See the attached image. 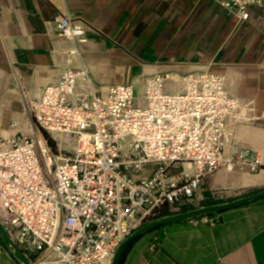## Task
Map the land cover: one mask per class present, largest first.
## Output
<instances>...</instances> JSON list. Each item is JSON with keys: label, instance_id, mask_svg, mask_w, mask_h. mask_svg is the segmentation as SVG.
Wrapping results in <instances>:
<instances>
[{"label": "built area", "instance_id": "2783aa9c", "mask_svg": "<svg viewBox=\"0 0 264 264\" xmlns=\"http://www.w3.org/2000/svg\"><path fill=\"white\" fill-rule=\"evenodd\" d=\"M221 5L248 21L264 0ZM54 22L60 38L88 42L81 21L57 15ZM167 80L146 77L141 96L132 84L101 93L84 66L67 67L28 103L31 133L0 140V222L29 264H110L159 210L191 205L208 175L234 166L260 171L257 152L224 148L240 102L221 76L189 73L176 93ZM146 167L152 174L135 178ZM176 169L179 178L168 175ZM153 242L155 249L158 237Z\"/></svg>", "mask_w": 264, "mask_h": 264}, {"label": "crops", "instance_id": "0c3cea01", "mask_svg": "<svg viewBox=\"0 0 264 264\" xmlns=\"http://www.w3.org/2000/svg\"><path fill=\"white\" fill-rule=\"evenodd\" d=\"M221 1L0 0V140L31 133L28 103L67 67L84 66L98 92L132 84L138 96L148 76L167 75L166 90L176 93L186 75L208 71L240 102L227 119L225 150L235 144L257 152L262 167L256 173L224 167L208 175L191 206L263 191L264 8H252L242 21ZM57 15L81 21L88 42L60 38ZM152 171L146 167L139 178ZM180 171L168 175L179 178ZM208 215L140 236L121 264H264V198ZM154 237L159 246L152 249ZM0 264H19L1 237Z\"/></svg>", "mask_w": 264, "mask_h": 264}, {"label": "water", "instance_id": "95a60500", "mask_svg": "<svg viewBox=\"0 0 264 264\" xmlns=\"http://www.w3.org/2000/svg\"><path fill=\"white\" fill-rule=\"evenodd\" d=\"M262 198H264V190L261 192L246 196V197L239 198L232 202L202 206V207L188 210L185 212L174 213V214L161 216V217L152 219L148 221L147 223H145L144 225H142L137 230H135L132 234L126 237L119 244L110 264H118V261L121 257L122 252L129 244L134 242L140 236L147 234L156 228L166 226L169 224H173V223L183 222L186 220H191L196 217L205 216L211 213L222 212L230 208L238 207L244 204L257 201ZM0 237L3 240L4 244L6 245L7 249L9 250L10 254L15 258V260L19 264H29L27 260L24 258V256L21 254L17 246L13 243V241L8 236L1 222H0Z\"/></svg>", "mask_w": 264, "mask_h": 264}, {"label": "trees", "instance_id": "16d2710c", "mask_svg": "<svg viewBox=\"0 0 264 264\" xmlns=\"http://www.w3.org/2000/svg\"><path fill=\"white\" fill-rule=\"evenodd\" d=\"M45 138L47 139L48 143H49V144L55 149V148H56V144H55V142H54L53 140H51V139L49 138V136H47V135L45 136ZM219 202H220L219 200H211L210 202H206V203H207V204H215V203H219ZM202 205H204V204H202ZM191 209H193V206H191V205L184 206V207H182L179 211H170L169 209L164 208V209L159 210V211L153 216L152 219H155V218H158V217H161V216H166V215H170V214L178 213V212H185V211H188V210H191ZM211 215H213V213L209 214L208 216H211ZM160 228H162V227L156 228V229L150 231L149 233H151V232H153V231H156V230H159ZM132 244H133V243L129 244V245L124 249V251L122 252L121 257H120V259H119V261H118V264H121V263H122V261H123V259H124V257H125V254L127 253V251L129 250V248H130V246H131Z\"/></svg>", "mask_w": 264, "mask_h": 264}, {"label": "rangeland", "instance_id": "374dc122", "mask_svg": "<svg viewBox=\"0 0 264 264\" xmlns=\"http://www.w3.org/2000/svg\"><path fill=\"white\" fill-rule=\"evenodd\" d=\"M45 136H46V135L44 134V137H45ZM49 138H50L51 140H53L51 137H49ZM53 141L55 142L56 147H57V143H56V141H55V140H53ZM144 170H145V169H143L142 172H141L139 175H141V174H142V175H143V174L145 175L146 172H144ZM176 171H179V169H176ZM152 172H153V171H152ZM176 173H177V172H173V174H175V175H176ZM139 175L135 176V178H139ZM150 175H151V173H150ZM196 207H199V206L196 205ZM152 218H153V216H152L151 218H149L147 221H145L142 225H144V224L147 223L148 221L152 220Z\"/></svg>", "mask_w": 264, "mask_h": 264}, {"label": "bare ground", "instance_id": "6f19581e", "mask_svg": "<svg viewBox=\"0 0 264 264\" xmlns=\"http://www.w3.org/2000/svg\"><path fill=\"white\" fill-rule=\"evenodd\" d=\"M40 140H42V139L40 138Z\"/></svg>", "mask_w": 264, "mask_h": 264}]
</instances>
